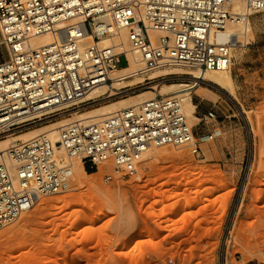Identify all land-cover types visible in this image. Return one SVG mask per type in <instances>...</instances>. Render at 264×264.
<instances>
[{
    "label": "built area",
    "instance_id": "1",
    "mask_svg": "<svg viewBox=\"0 0 264 264\" xmlns=\"http://www.w3.org/2000/svg\"><path fill=\"white\" fill-rule=\"evenodd\" d=\"M246 8L249 14L263 12L264 0H246ZM232 15L230 0H0L7 48L0 62V140L86 103L96 89L113 84L121 57L125 68L130 65L128 54L140 65L129 75L147 77L174 67L227 70L232 41L218 34ZM45 33L54 36L53 43L33 49L31 39ZM122 33L128 51L114 44ZM86 37L92 42H84ZM215 118L210 111L203 120ZM203 140L195 138L181 100L158 95L99 123H72L62 129L58 145L90 170L109 163L115 174L130 176L150 147H189L199 156ZM71 178V167L56 164L46 137L11 144L0 153V231L41 198L69 191ZM160 264L178 263L168 258Z\"/></svg>",
    "mask_w": 264,
    "mask_h": 264
},
{
    "label": "rangeland",
    "instance_id": "2",
    "mask_svg": "<svg viewBox=\"0 0 264 264\" xmlns=\"http://www.w3.org/2000/svg\"><path fill=\"white\" fill-rule=\"evenodd\" d=\"M248 22L240 58L231 51L232 94L207 85L192 93L199 121L191 127L205 137L199 156L153 148L133 175L102 163L84 186L70 180L69 191L41 198L0 231V264H264V11ZM6 57L2 44L0 62ZM126 65L121 57L118 67ZM180 81L172 74L163 83ZM153 85L122 88L82 111L155 92ZM210 111L216 118L203 120Z\"/></svg>",
    "mask_w": 264,
    "mask_h": 264
},
{
    "label": "bare ground",
    "instance_id": "3",
    "mask_svg": "<svg viewBox=\"0 0 264 264\" xmlns=\"http://www.w3.org/2000/svg\"><path fill=\"white\" fill-rule=\"evenodd\" d=\"M230 4L231 13L233 14L232 20L226 26L225 31L218 34V38L222 41L231 39L232 50H236V56L240 58V48L245 47L248 44V40H250V26L248 22V16L252 13L249 14L247 11L246 0H230ZM159 35V33H152V36L155 37H158ZM54 40L55 38L52 34L45 33L41 36L31 39L30 45L33 49H37L48 46L49 44L53 43ZM84 42L91 43L92 40L90 37H86ZM2 44H4V39L0 45ZM114 44L119 46V50H129L125 33H122L119 38L114 40ZM128 57L130 59V65L127 66V68H122L112 75V85H104L96 89L85 99L86 103L59 115V117L63 119L57 122H51L40 128H32L20 134H9L5 139L0 140V153L7 150V148H9V146L15 142H26L31 139L44 136L54 145V160L56 164L60 167H71V183L76 187V189H78L79 187L84 186V176H88V174L84 170L83 163L80 161L79 157H70L64 148L58 145L60 133L64 127L76 122L99 123L116 112L136 107L143 102L154 99L158 95L164 97H176L181 100L183 112L187 118L188 124L193 126L198 123L199 118L196 115V105L192 102V93L198 95L200 92H207V90H204L202 85L211 86L215 90L226 91L229 94H232L233 92V77L230 71L231 66L225 71L218 72H201L195 68L185 67L163 68L153 71L149 74V76L145 77L140 74L129 75L136 72L140 65L135 57H132L130 54H128ZM172 74H175L176 78L181 79L182 81L178 83L164 84V80H166V78ZM152 83L156 84L152 87L155 92L144 91L128 99L115 101L93 110L82 111L86 110L85 107L87 104H89L87 102H100L102 100H108L113 96L119 95L122 88H128L132 85L145 86ZM158 86H161V88L159 89ZM105 94H109L108 97H103ZM67 114H69L71 117L66 119L64 116ZM153 148L155 147H150L142 155V157L153 152ZM160 148L161 150L159 151L167 150L165 149L166 147ZM177 153L179 154V152L176 151L175 155H177ZM180 155H182V153ZM41 200L42 199L39 201Z\"/></svg>",
    "mask_w": 264,
    "mask_h": 264
},
{
    "label": "trees",
    "instance_id": "4",
    "mask_svg": "<svg viewBox=\"0 0 264 264\" xmlns=\"http://www.w3.org/2000/svg\"><path fill=\"white\" fill-rule=\"evenodd\" d=\"M86 172L93 173L94 171L93 170H90L88 167H86Z\"/></svg>",
    "mask_w": 264,
    "mask_h": 264
},
{
    "label": "crops",
    "instance_id": "5",
    "mask_svg": "<svg viewBox=\"0 0 264 264\" xmlns=\"http://www.w3.org/2000/svg\"><path fill=\"white\" fill-rule=\"evenodd\" d=\"M83 167H84V170L86 171V167H87V166H86V165H84Z\"/></svg>",
    "mask_w": 264,
    "mask_h": 264
}]
</instances>
